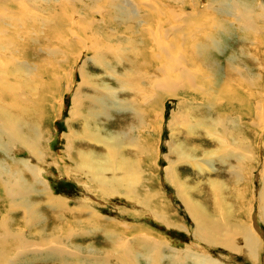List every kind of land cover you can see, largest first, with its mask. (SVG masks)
I'll return each mask as SVG.
<instances>
[{"label":"rangeland","instance_id":"374dc122","mask_svg":"<svg viewBox=\"0 0 264 264\" xmlns=\"http://www.w3.org/2000/svg\"><path fill=\"white\" fill-rule=\"evenodd\" d=\"M110 1L113 3L112 0ZM110 1L47 0L45 1L48 4L47 8L43 0H0V30L2 31L0 32V57L2 59H0L3 60V63L0 62V84H3L0 85L3 94H0V101L7 102L6 104L1 102L2 107L0 105V108L5 109L4 111L7 113L9 111L10 116L14 114L11 117L14 116L16 119V116H18L29 123L24 125L22 129V135L29 144H32V140L33 143L34 140L37 141L38 139L41 142H39L40 144L36 141L34 143L37 148L40 146L38 148L41 153L40 161L32 157L31 147L28 150L27 146L25 147V145L19 143L12 144L6 139L5 143L8 146L6 151L0 147V162L6 164L7 168L10 166L9 169L12 167V171H19L18 173H21L27 187L32 188L30 192L25 191L26 195L29 194V197L11 200L9 199L10 196L6 195L0 186V222L5 219L7 224L11 223L10 225L14 229L13 233L17 232L16 235H20L27 232V237L32 240L46 239L51 235L58 238L65 237L64 239L61 238L65 245V248L63 247L64 253H67L70 249L76 252L75 249L79 248L82 255L80 260L65 259L60 261L55 253L50 254L48 250L44 249L37 252H20L18 238L9 235L11 228L0 225V264H104V261H108L105 258L112 255L113 250L116 251V249H113L114 240L121 239L127 243V246L129 245L132 249L140 252V257L139 254L135 256L139 259L137 264H147L148 262L144 260L145 254L149 255L150 253L145 251L143 241H148L147 238L151 237L152 240H159L164 242L165 245L168 243L171 249L176 250L175 252H178L176 258L179 259V264H195L192 261H184L183 257L187 254L200 257L202 255L208 256L210 259H217L218 264H264V221L259 218L260 193L264 189L262 181L264 175V9H262L264 0H226L229 4H226L225 1L228 8L223 7L224 11L215 9L216 6L211 2L212 0H129L131 9L139 10L138 13L143 20L140 21V24H144V30H147L146 28H149V26H153L157 31L154 33L146 31L149 37L145 35V32L144 34L143 32H137L138 29L135 25L132 26V22L124 21L120 23L121 21L117 20L120 12L114 11L115 4L112 6ZM216 2L218 3V1ZM209 5L213 6L209 8ZM242 5H244V8L247 7L246 9L249 8L248 10H251L250 14L255 16L252 19L254 24L249 29L243 28L241 23L234 19L235 16L231 17L227 14L230 8L239 6L237 8L242 9ZM129 8L127 5L128 10ZM155 13L157 18H155ZM257 13L258 17L260 16L258 19L256 17ZM109 18L115 19L112 25ZM229 22L235 28L229 25ZM62 24H65L66 27ZM101 25L108 29L106 34L103 33V30L99 31ZM235 25H238V27ZM225 26L230 27L231 31H228V34L223 33ZM74 29L76 32L73 31ZM158 32L159 34L162 32L160 34L162 43L156 46V50L160 51L153 58L152 50L155 47L152 42L155 43V40L152 37L156 36ZM197 34L199 35L197 36ZM207 35L216 36V40L221 45L220 50H215L217 47L215 48L212 42L206 40ZM198 37L200 38L198 39ZM199 41L201 47L196 48V43L198 44ZM160 46L163 49L157 48ZM120 50L126 51L127 54L123 53L124 55L118 58ZM163 50H167L169 54H166V57L168 58V55H170L169 57L172 59L169 63L170 66L165 55L162 56L164 54ZM171 55L178 58L174 56L173 59ZM190 58L194 61L191 62ZM119 59H123V61ZM76 62L78 63L76 64ZM14 63L17 64L16 67H26L23 69H26L29 74H33V76L30 74V81H26L25 76H22L16 70V67L14 70V67H12ZM185 63L188 64L186 68L187 64ZM205 63L211 65L207 67ZM81 66H85L83 75L87 76L88 81H84V86L80 91L81 98L82 96L83 98L80 103L77 102L76 109L72 105V100L77 94L80 84L83 85V79L80 75ZM137 68L145 74L149 70L147 75H155L159 80H168L170 73L174 70L172 74H177L178 70L183 72L184 68L186 70L191 68L190 70L193 73L189 70L188 72L194 78L198 76V81L194 79V88L187 87L188 89L185 90L187 93L180 92L176 98L166 96L162 99V95H167V92L159 89L153 90L155 82L144 78V73L141 74ZM72 69H74V77H72ZM240 70L243 71V77L239 75ZM127 72H131L129 77H131L134 83L132 84L136 87L134 90L130 89L129 85H122L126 81ZM17 73L20 74L21 81ZM5 76L8 78H5ZM31 80L32 83L36 84L35 89L37 90L33 96V92L30 95L26 89L28 83L31 84ZM9 81L12 85L13 83L16 84L13 86L19 87L21 90L19 88L16 90V87H12ZM119 83H121V86ZM163 83L168 84L162 81L161 84ZM222 83L229 84L228 89L235 87L237 83L236 86L238 87L235 88L237 92L240 88L238 94L239 97H243L242 99L237 98L242 101L238 102L237 100L234 103L232 100H228L230 99L231 90L228 95L229 98L225 99L227 101L222 100L219 96V92L221 93L224 88V86L220 87ZM17 84L21 85L18 86ZM240 84L242 85L240 86ZM198 85L199 87H197ZM70 86L72 90L68 92ZM242 86L244 87L241 88ZM105 88H112L116 91L114 95L115 102L129 105V107H126L133 110L124 108L122 104V107L115 106L119 109L111 108L104 115H98L95 118L90 115L91 110H96V105L93 102L94 98L92 97H97L99 93L105 91ZM158 90L159 92H157ZM8 91H11L12 96L8 94ZM172 91H174L173 94L176 93L175 90ZM41 93L48 96L45 98L46 103L44 105V98ZM28 95L31 101L27 98ZM22 98H24L23 101H21ZM13 101L16 107H13ZM24 101L31 103L28 105L30 108L27 105L25 109L20 108ZM36 104L37 107H35ZM6 105L8 106L6 107ZM221 105H225V110L220 107ZM259 105L263 107H258ZM73 106L74 109H72ZM72 111L75 113L71 115ZM226 112L228 113L226 114ZM215 113L222 116V119L228 118V121L232 119L227 124L228 128H232V133L242 134L240 140H243V143H248L247 146L250 149H239H242L240 162L229 156V158H225L228 152L234 154L235 147L231 139L228 140L222 131L221 133L220 131L214 132L211 135L207 130L197 127L198 123L202 121L210 126L211 120L214 117H219ZM9 114L6 115L9 116ZM237 123L239 124L237 125ZM128 131L129 133L132 131L133 134L124 135ZM66 136L69 139L68 143ZM95 136L96 138L98 136L101 138L115 137L110 148L113 151L116 145L118 146L117 156L115 154L116 157H111L115 161H105L110 149L104 143L98 142ZM36 137L40 138L36 139ZM176 147H180L181 151L183 149L185 158L179 160ZM171 148L172 150H170ZM81 151L84 153L89 152V155L93 153L92 155L96 157L95 163L103 161L104 163H102L105 165L108 162L105 165V167L109 165L106 167L108 169L105 168V173L103 172L104 180L109 178L107 181H111V179L117 180L122 177V181L123 179L126 181V185L123 181L126 187H123V189L122 186L120 187L122 189V191H119L120 195H117V193L106 197L102 195L99 186L92 181L93 175L99 177L102 174L98 172V174H93L88 169L87 171H90V173L85 171L83 163L77 157ZM118 154L124 156L126 161H134V165L138 166L136 171L135 169L132 171L131 168L128 169V164L122 165L123 169L119 170L117 166L120 163L119 157L121 155ZM98 157L99 159H97ZM115 162L118 165H115ZM195 163L202 165L203 171L195 167ZM35 165L40 169L38 170L40 177L37 180L36 174L26 168V166L32 167ZM167 165H171L173 171H176V175L182 181L181 184L184 185L183 188L186 189L188 197L201 204L208 211V215L211 216V225L215 224L218 227L217 232L221 237H215V240L217 239L219 242L218 245H209L200 236L197 238V226L187 209L188 207L184 205L176 187L166 178ZM236 172L239 173V177ZM125 174L126 178H123ZM106 177L107 179H105ZM22 178L20 180H23ZM212 181H218L220 186L222 185L221 191H218L219 189L214 190L217 186L214 184L212 186ZM37 182H41V185ZM129 186L132 187L131 190L130 188L128 190ZM115 187L117 186L114 185L109 188L114 189ZM47 190L53 197L62 199V203L66 205L64 211H58L49 206L45 197ZM80 200H85L91 205L83 208V203ZM29 204L36 206L35 211L41 220L27 227L24 217L27 212L25 208ZM251 209H253L252 217L250 216ZM92 211L100 216L101 222L93 218ZM199 220L202 222L203 217ZM18 221H20V224H17ZM111 221H114V223H111ZM97 223L99 224L97 225ZM124 224H126V227L122 226ZM211 225H209L210 230L214 227ZM239 226H242L241 230L253 226L261 238V242L258 243V249L260 250L255 254V256L257 255L256 263L245 258L242 254L243 251L235 249L232 252L230 250L229 242H235L236 236L240 233ZM57 229L58 231H56ZM69 229L74 232L72 233ZM75 230L78 231L75 232ZM104 230H108L113 237L108 239ZM31 235H34V237ZM114 236H117L116 239ZM229 236L232 241L228 240ZM43 250L48 253H39ZM101 252L104 253L100 254ZM175 252L165 251L164 256L166 258L163 264H178L176 259L170 258L175 256ZM93 254L97 255L98 259H91L93 257L90 258V256ZM169 254L170 257H168ZM111 257L108 258L111 260L110 262L113 261L114 264H117L114 262L116 256Z\"/></svg>","mask_w":264,"mask_h":264},{"label":"bare ground","instance_id":"6f19581e","mask_svg":"<svg viewBox=\"0 0 264 264\" xmlns=\"http://www.w3.org/2000/svg\"><path fill=\"white\" fill-rule=\"evenodd\" d=\"M44 1V3H45V7H47L48 8V4H47V2H45V1H47V0H43ZM110 1V0H109ZM113 1V3H112V6L114 5V7H113V9H114V11H119L120 12V15L118 16V18H117V20L120 22V23H122V22H132L133 24H132V26L133 25H135L136 27H137V32H143V34H144V32L146 33L145 35L147 36V37H149V34H148V32H146V31H151V32H157L154 28H153V26H149V28L147 27L146 29L147 30H144L145 28H144V24H140V21L142 22L143 20H142V16L138 13L139 12V10L138 11H136V10H134V8H132L131 9V6H130V3H129V0L127 1L126 0V2H125V0H112ZM216 1H218V3L216 2ZM225 1L226 0H215V2H214V0H212L211 2L212 3H214L215 4V9H218L219 11L222 9L223 11L225 10V9H227L228 8V5L226 6L225 5ZM53 2H55V1H53ZM144 2V1H143ZM209 2V1H208ZM1 3V2H0ZM87 3V2H86ZM110 3V4H111ZM151 3V2H150ZM196 3V2H195ZM228 2L226 1V4H227ZM243 3V2H242ZM4 4H5V2H4ZM50 4H52V3H50ZM131 4H133V3H131ZM138 4V3H137ZM136 4V5H137ZM213 4V5H214ZM229 4V3H228ZM243 4H245V3H243ZM247 4V3H246ZM127 5L130 7L129 8V10L127 9ZM152 5V4H151ZM213 5H209V8L210 7H212ZM241 5V4H240ZM112 6H111V8H112ZM135 6V5H134ZM139 6V5H138ZM146 6V5H145ZM232 6V5H231ZM243 6V8L242 9H239V8H237V7H239V6H235V8L233 7V8H230L228 11H227V14H228V16H231V17H233V16H235V20H237L238 21V23H241V25L243 26V28H245V29H249L250 28V26L251 25H253L254 24V20H252V19H254L255 18V16H253L252 14H250V11L251 10H248V9H246V8H244V5H242ZM246 6V5H245ZM251 6V5H250ZM249 6V7H250ZM140 7V6H139ZM154 7H156V6H154ZM153 7V8H154ZM223 7H225V9L223 8ZM254 7V6H253ZM1 8V7H0ZM58 8V7H57ZM101 8V7H100ZM99 8V9H100ZM138 8V7H137ZM157 8V7H156ZM252 8V7H251ZM5 9V8H4ZM61 9V8H60ZM59 9V10H60ZM65 9V8H64ZM149 9H150V7H149ZM214 9V10H215ZM262 9H264V7L262 8ZM66 10V9H65ZM134 10V11H133ZM141 10V9H140ZM143 10H145V9H143ZM156 10V9H155ZM234 10V11H233ZM106 11V10H105ZM132 11V12H131ZM217 11V10H216ZM233 11V12H232ZM50 12H52V11H50ZM55 12V11H54ZM156 12V11H155ZM254 12H255V10H254ZM57 13H58V11H57ZM101 13V12H100ZM102 13H104V12H102ZM106 13V12H105ZM104 13V14H105ZM157 13V12H156ZM156 13H155V18H157L156 17ZM160 13V12H159ZM215 13V12H214ZM217 13V12H216ZM226 13V12H225ZM64 14V13H63ZM142 14V13H141ZM154 14V13H153ZM186 14V13H185ZM219 14H221V13H219ZM264 14V13H263ZM263 14H261V15H263ZM160 15V14H159ZM224 15V14H223ZM260 15V14H259ZM115 16V15H114ZM214 16V15H213ZM60 17V16H59ZM58 17V18H59ZM67 17V16H66ZM65 17V18H66ZM101 17V16H100ZM104 18H105V16H103ZM112 17V16H111ZM159 17V16H158ZM256 17H257V19L260 17H258V13H257V15H256ZM263 17V16H262ZM214 18V17H213ZM217 18V17H216ZM229 18V17H228ZM63 19V18H62ZM128 19H130V20H128ZM164 19V18H163ZM64 20V19H63ZM62 20V21H63ZM115 19H110L109 18V21H110V24L112 25V22L114 21ZM158 20H160V18H158ZM220 20V19H219ZM65 21H66V19H65ZM215 21V20H214ZM223 21V20H222ZM248 21H250V22H248ZM261 21V20H260ZM1 22V21H0ZM103 22V21H102ZM104 22H106V21H104ZM154 22V21H153ZM157 22V21H156ZM162 22V21H161ZM216 22V21H215ZM214 22V23H215ZM226 22V21H225ZM56 23H58V22H56ZM66 23V22H65ZM98 23V22H97ZM183 23V22H182ZM200 23V22H199ZM252 23V24H251ZM232 23H230L229 22V25H231ZM62 25H65V24H62ZM69 25V24H68ZM94 25H96V24H94ZM100 25V24H99ZM120 25V24H119ZM146 26L148 25V24H145ZM153 25V24H152ZM72 26V25H71ZM71 26H69V27H71ZM86 26V25H85ZM93 26V25H92ZM135 26H134V28H135ZM172 26V25H171ZM214 26H216V25H214ZM232 27H234V25H231ZM236 27H238V25H235ZM65 27H66V25H65ZM193 27V26H192ZM208 27V26H207ZM222 27V26H221ZM256 27V26H255ZM90 28V27H89ZM203 28H204V26H203ZM235 28V27H234ZM79 29V28H78ZM81 29V28H80ZM92 30H93V27L91 28ZM129 29V28H128ZM131 29V28H130ZM164 29V28H163ZM194 29V28H193ZM224 29H225V31L223 32V33H226V34H228V31H231L230 30V27L228 28V26H225L224 27ZM229 29V30H228ZM83 30V29H82ZM84 30H85V28H84ZM100 30H103V33L104 34H106L107 33V31H108V29H106L105 27H103L102 25L100 26V29H99V31ZM134 30V29H133ZM141 30V31H140ZM196 30V29H195ZM200 30V29H199ZM212 30V29H211ZM51 31H53V30H51ZM74 32H76L75 31V29L73 30ZM89 31V30H88ZM110 31V30H109ZM136 31V30H135ZM207 31V30H206ZM0 32H2L1 30H0ZM72 32V31H71ZM111 32V31H110ZM197 32V31H196ZM200 32V31H199ZM214 33H215V31H213ZM7 33V32H6ZM70 33V31L68 32V34ZM73 33V32H72ZM128 33V32H127ZM162 33V32H161ZM160 33V34H161ZM201 33V32H200ZM199 33V34H200ZM1 34V33H0ZM83 34V33H82ZM156 34V33H155ZM160 34H159V32L157 33V35L155 36H151L154 40H155V43L154 42H152L153 44H154V47H155V49H153L152 51H153V55L154 56H152L153 58L156 56V54H157V52L158 51H160V50H156V46L157 45H159V44H161L162 42H161V36H160ZM199 34H197V36L199 35ZM217 34V33H216ZM151 35V34H150ZM153 35V34H152ZM77 36V35H76ZM83 36H85L84 34H83ZM216 37V36H215ZM213 35H211V36H206L205 38H206V40L207 41H209V42H212V45H214V47L216 48L215 50H217V49H219L220 50V47H221V45H220V42L219 41H217L216 40V38H215ZM258 37V36H257ZM86 38V37H85ZM200 37H198V39H199ZM61 40V39H60ZM63 40V39H62ZM196 40V39H195ZM220 40H221V38H220ZM258 40V39H257ZM132 41V40H131ZM124 42V41H123ZM130 42V41H129ZM51 43V42H50ZM60 45V44H59ZM72 45V44H71ZM152 45V44H151ZM164 45V44H163ZM195 45V44H194ZM206 45V44H205ZM199 46H200V41H199V43L197 44L196 43V48L198 47L199 48ZM257 46V45H256ZM255 46V47H256ZM166 47H168V46H166ZM201 47V46H200ZM207 47V46H206ZM258 47V46H257ZM157 48H159V49H163V47H157ZM245 48V47H244ZM259 48V47H258ZM2 49V48H1ZM6 49V48H5ZM4 49V50H5ZM208 49V48H207ZM221 49H223V48H221ZM12 50V49H11ZM16 50V49H15ZM74 50V49H73ZM257 50V49H256ZM9 51V50H8ZM171 51V50H170ZM207 51V50H206ZM156 52V53H155ZM163 52H164V54H162V56L163 55H165V57H166V54H169L168 53V51L167 50H163ZM245 52V51H244ZM2 53V52H1ZM14 53H16V52H14ZM127 54L126 53V51H122V50H120V53H119V57L118 58H120V57H122V55H124V54ZM152 53V52H151ZM194 53V52H193ZM2 55V54H1ZM193 55V54H192ZM13 56V55H12ZM138 56V55H137ZM170 55H168V65H169V63L171 62V58L169 57ZM172 56V55H171ZM175 56V55H174ZM174 56H172V58L174 59ZM125 57H126V55H125ZM146 57V56H145ZM1 58V57H0ZM117 58V59H118ZM157 58V57H156ZM175 58H178V57H176L175 56ZM208 58V57H207ZM2 59V58H1ZM0 59V62L1 63H3V60H1ZM191 59V58H190ZM119 60H121V59H119ZM154 60V59H153ZM182 60V59H181ZM183 60H185L184 58H183ZM7 61H9V60H7ZM43 61V60H42ZM79 61V60H78ZM100 61V60H99ZM118 61V60H117ZM121 61H123V59L121 60ZM121 61H120V63H121ZM162 61V60H161ZM174 61H176V60H174ZM187 61V60H186ZM192 61H194V60H192L191 59V62ZM10 62V61H9ZM18 63H19V61H17ZM102 62H103V60H102ZM142 62V61H141ZM178 62V61H177ZM176 62V63H177ZM185 62V61H184ZM189 62V61H188ZM78 62H76V64H77ZM175 63V62H174ZM178 63H180V62H178ZM177 63V64H178ZM202 63V62H201ZM7 64V63H6ZM23 64V63H22ZM21 64V65H22ZM130 64H132V63H130ZM144 64H146V63H144ZM184 64V63H183ZM185 64H187V63H185ZM195 64V63H194ZM16 65L17 64H15L14 63V65L12 66V67H14V70H15V67H16ZM174 65V64H173ZM179 65H181V64H179ZM203 65V64H202ZM211 64H208V65H206V63H205V66H210ZM142 66V65H141ZM162 66V65H161ZM170 66V65H169ZM191 66V65H190ZM201 66V65H200ZM204 66V67H205ZM262 66V65H261ZM131 67H133V66H131ZM136 67V66H135ZM138 67V66H137ZM140 67V66H139ZM183 67H184V65H183ZM186 67H188V64H187V66H185V68ZM232 67V66H231ZM8 68V67H7ZM23 68H26V67H24V66H18V67H16V70L18 71V72H20L21 74H22V76H25V80L27 81V80H29L30 81V74H29V72L26 70V69H23ZM76 68V67H75ZM81 68H82V71H81V78L83 79V85H82V83L80 84V88L78 89V91L76 92L77 94L74 96V98H73V100H72V105H74L75 106V108L77 107V105H78V103H80V101H81V99L83 98V96H82V98H81V95H80V91H81V89L83 88V86H84V81H88V78H87V76H85V75H83V71H84V68H85V66H81ZM167 68V67H166ZM184 68V71L182 72L181 70H178L177 71V74H172V73H170V75H169V73H168V75L170 76H168L169 77V79L168 80H164V79H158L155 75H152V76H150V75H147L148 73H149V70H148V73L147 74H145L144 72H142V73H144L143 75H144V78H146V79H149V80H152V82L154 81L155 82V85H154V89L153 90H157V89H159L160 91L162 90V91H164V92H167V95H165V96H163L162 95V99L163 98H165L166 96H168V97H170V98H176L177 97V95H179V93L180 92H184V93H187V91H185L186 89H188V88H194V86H193V81H194V79L195 80H197L198 81V76H197V78L195 77H193V75H191L189 72L191 71L190 69H188L189 70V72H188V70H186ZM193 68V67H192ZM199 68V67H198ZM201 68H202V66H201ZM105 69V68H104ZM138 69V68H137ZM159 69V68H158ZM175 69V68H174ZM194 69H195V67H194ZM194 69H192V70H194ZM197 69V68H196ZM233 69H238V68H233ZM32 70V69H31ZM73 70L74 69H72V77H74V72H73ZM81 70V69H80ZM108 70V69H107ZM134 70V69H133ZM136 70V69H135ZM139 70V69H138ZM137 70V71H138ZM164 70V69H163ZM199 70V69H198ZM206 70H208V69H206ZM43 71V70H42ZM130 71V70H129ZM136 71V72H137ZM140 71V70H139ZM157 71V70H156ZM209 71H210V69H209ZM236 71V70H235ZM32 72V71H31ZM79 72V71H78ZM133 72V71H132ZM159 72V71H158ZM163 72V71H162ZM161 72V73H162ZM169 72V71H168ZM170 72H171V69H170ZM192 73H193V71H191ZM195 73H197L196 71H194ZM243 71H241L240 70V73H239V75H244L243 73H242ZM135 73V72H134ZM139 73V72H138ZM138 73H137V75H138ZM140 73H141V71H140ZM141 73V74H142ZM200 73V72H199ZM198 73V74H199ZM236 73H237V71H236ZM9 74H11V73H9ZM16 74V73H15ZM17 74H19V73H17ZM29 74V75H28ZM42 74V73H41ZM45 74V73H44ZM126 74V73H125ZM130 74H131V72H127V76L125 77L126 79V81H124V84L122 83V85L123 86H127V85H129L130 87V89H135L136 87H134V83L132 82V79H131V77H129L130 76ZM133 74V73H132ZM6 75V74H5ZM32 76H33V74H31ZM124 75V74H123ZM164 75V74H163ZM237 76H238V74H236ZM15 76V75H14ZM13 76V77H14ZM19 76V79H20V74L18 75ZM46 76V75H45ZM50 76V75H49ZM48 76V77H49ZM83 76V77H82ZM134 76V75H133ZM167 76V75H166ZM258 76V75H257ZM11 77V76H10ZM51 77V76H50ZM122 77H124V76H122ZM137 77V76H136ZM151 77H152V79H151ZM163 77V76H162ZM201 77H202V74H201ZM212 77V76H211ZM243 77V76H242ZM255 77V76H254ZM5 78H8V77H6L5 76ZM4 78V79H5ZM15 78V77H14ZM21 78H23V77H21ZM118 78V77H117ZM139 78V77H138ZM203 78V77H202ZM219 78V77H218ZM249 78V77H248ZM258 78V77H257ZM256 78V79H257ZM259 78H260V76H259ZM4 79H3V81H4ZM18 79V78H17ZM16 79V80H17ZM24 79V78H23ZM123 79V78H122ZM154 79V80H153ZM252 79V78H251ZM261 79V78H260ZM15 80V79H14ZM15 80V81H16ZM118 80H119V78H118ZM120 80H121V77H120ZM262 80V79H261ZM17 81H19V80H17ZM20 81H21V79H20ZM23 81V80H22ZM122 81V80H121ZM157 81V82H156ZM162 81H164V82H167L168 84L166 85L165 83H163V84H161L162 83ZM201 81V80H200ZM237 81V80H236ZM6 82H7V80H6ZM36 82V81H35ZM54 82V81H53ZM73 82V81H72ZM149 82V81H148ZM262 82V81H261ZM3 83V82H2ZM9 83H10V81H9ZM17 83V82H16ZM25 83V82H24ZM121 83H119V85L121 84ZM133 83V84H132ZM215 83H217V82H215ZM229 83H231V82H229ZM260 83V82H259ZM258 83V84H259ZM11 84V86L12 87H16V86H13V85H16V84H14L13 83V85H12V83H10ZM33 84V85H32ZM90 84H92V83H90ZM199 84V83H198ZM263 84V83H262ZM1 86L3 85V84H0ZM6 85V84H5ZM4 85V86H5ZM8 85V84H7ZM18 85V84H17ZM19 85H21V84H19ZM18 85V86H19ZM32 85V86H31ZM45 85V84H44ZM101 85V84H100ZM133 85V86H132ZM153 85V84H152ZM196 85H197V83H196ZM200 85V84H199ZM199 85L197 86V87H199ZM237 85V83L235 84V87H238V86H236ZM242 84H240V86H241ZM264 85V84H263ZM10 86V85H9ZM25 86V85H24ZM121 86V85H120ZM201 86V85H200ZM218 86H219V84H218ZM222 86H224V88L222 89V92L220 93L219 92V96H220V98L222 99V100H224L225 101V99H228L229 97H230V99H228V100H232L233 102L234 101H237L238 100V98H241V97H239V94H238V92H239V89H238V92H237V90H236V88L235 87H231L230 89H228L229 88V84H224V83H222L221 84V86L220 87H222ZM27 88V92L28 93H30V95H31V92H33L32 93V96H33V94L35 93V91H37L35 88H36V84H34V83H32V80H31V84L30 83H28V86H26ZM103 87V86H102ZM188 87V88H187ZM202 87V86H201ZM208 87V86H207ZM213 87V86H212ZM244 86H242L241 88H243ZM246 87V86H245ZM17 88H19V87H16V90H17ZM39 88V87H38ZM205 88V87H204ZM233 88H235V89H233ZM3 89V88H2ZM20 89V88H19ZM19 89H18V91H19ZM126 89H127V87H126ZM196 89V88H195ZM199 89V88H198ZM221 89V88H220ZM6 90V89H5ZM4 90V91H5ZM21 90V89H20ZM71 90H72V87L70 86V88H69V91L68 92H71ZM105 91L104 92H101V93H99L98 94V96L97 97H92V98H94V100H93V102L95 103V105H96V110H91L90 112H89V114L90 115H93V117L95 118V116H97L98 117V115H104V114H106V113H108V110L109 109H111V108H114L115 106H118V107H122V104H123V106H124V108H128L129 107V105H125L124 103H121L120 104V102H119V104L117 103L118 101H114V98H115V94H116V91L115 90H112V88H108V89H104ZM122 90V89H121ZM159 90L157 91V92H159ZM172 90H175V94H173L172 92H174V91H172ZM197 90V89H196ZM230 90H231V92H230ZM250 90V89H249ZM3 91V90H2ZM7 91V90H6ZM99 91V90H98ZM198 91V90H197ZM208 91V90H207ZM241 91H242V89H241ZM245 91V90H244ZM260 91H261V89H260ZM11 92V91H10ZM10 92L8 91V94H10ZM14 92V91H13ZM16 92V91H15ZM21 92V91H20ZM24 93H25V91H23ZM100 92V91H99ZM192 92V91H191ZM229 92H230V96L228 97V95H229ZM4 93V92H3ZM18 93V92H17ZM16 93V94H17ZM118 93V92H117ZM0 94H2V92H1V89H0ZM5 94H7L6 92H5ZM7 94V95H8ZM22 94V93H21ZM97 94V93H96ZM173 94V95H172ZM197 94V93H196ZM253 95L255 94V93H252ZM261 94V93H260ZM3 95V94H2ZM11 96H12V94H10ZM18 95V94H17ZM41 95H43V98H44V100H43V105L46 103V100H45V98L46 97H48L46 94H42L41 93ZM200 95V94H199ZM211 95V94H210ZM209 95V96H210ZM213 95V94H212ZM248 95V94H247ZM253 95H251V96H253ZM20 96V95H19ZM155 96H158V95H155ZM218 96V95H217ZM218 96V97H219ZM21 97V96H20ZM23 97V96H22ZM30 98V96L28 95L27 96V98ZM52 97V96H51ZM159 97V96H158ZM238 97V98H237ZM256 97V96H255ZM260 97V96H259ZM14 98H15V96H14ZM28 98V99H29ZM161 98V97H160ZM204 98V97H203ZM243 98V97H242ZM241 98V99H242ZM249 98H250V96H249ZM16 99H18V98H16ZM217 99V98H216ZM252 99H253V97H252ZM2 100V99H1ZM11 100V99H10ZM24 100V98H22L21 99V101H23ZM26 100V99H25ZM30 100V99H29ZM36 100H37V98H36ZM42 100V99H41ZM116 100V99H115ZM215 100V99H214ZM17 101V100H16ZM19 101V100H18ZM31 101V100H30ZM29 101V102H30ZM227 101V100H226ZM225 101V102H226ZM240 101H242V100H240ZM239 100H238V102H240ZM247 101V100H246ZM1 102H3V100L2 101H0V103ZM78 102V103H77ZM92 102V101H91ZM124 102H126V101H124ZM213 102V101H212ZM211 102V103H212ZM217 102V101H216ZM4 103V102H3ZM7 103V102H6ZM6 103H4V104H6ZM13 103H14V101H13ZM35 103V102H34ZM93 103V104H94ZM111 104V106H110V104ZM130 103V102H129ZM218 103V102H217ZM224 103V102H223ZM235 103V102H234ZM233 103V104H234ZM25 104V105H24ZM29 104H31V103H28V101H24L22 104H21V109H25V108H27L26 107V105L28 106ZM33 104V103H32ZM41 104V103H40ZM48 104V103H47ZM127 104H128V101H127ZM240 104V103H239ZM1 105V104H0ZM8 105H9V103H8ZM8 105H6V107L8 106ZM14 105V106H13ZM13 105H11V106H13V107H16L15 106V103L13 104ZM17 105H18V102H17ZM20 105V104H19ZM226 105V104H225ZM224 105V106H225ZM237 105V104H236ZM5 106V105H4ZM32 106V105H31ZM42 106V105H41ZM74 106L72 107V109H74ZM126 106H128V107H126ZM182 106V105H181ZM180 106V107H181ZM223 105H221L220 107L221 108H224V110H225V107H224ZM264 106V105H263ZM263 106H258V107H263ZM1 107H2V105H1ZM18 107V106H17ZM29 107V106H28ZM33 107H34V105H33ZM35 107H37V104L35 105ZM34 107V108H35ZM118 107H115V109L116 108H118ZM207 107V106H206ZM232 107V106H231ZM237 107V106H236ZM256 107V106H255ZM11 107L9 106V109H10ZM30 108V107H29ZM82 108V107H81ZM80 108V109H81ZM235 108V107H234ZM234 108H233V110H234ZM4 109V108H3ZM13 109V108H12ZM15 109V108H14ZM33 109V108H32ZM62 109V108H61ZM77 109V108H76ZM119 109V108H118ZM128 109H132V108H128ZM236 109V108H235ZM5 110V109H4ZM4 110H2V108H0V147H1V149H5V151H6V147H8L7 146V144L5 143V139L6 140H8L10 143L12 142V144H14V143H19V144H22V145H25V147L27 146V148H28V150L30 149V147H31V152H32V157L34 158V159H36L37 161H40L41 160V156H40V151H39V147L37 148V145H35L34 143H35V141L36 140H34V143H33V140H32V144H29V142L28 141H26L25 140V137H23V135H22V129H23V127H24V125H28L29 123L28 122H25L24 121V119L23 118H20V117H18V116H16V119L14 118V116L13 117H11L12 115H14V114H12L11 116H10V112L8 111V113L7 112H5ZM7 110H8V108H7ZM133 110V109H132ZM218 110H221V109H218ZM217 110V111H218ZM228 110H229V108H228ZM227 110V111H228ZM231 110V109H230ZM233 110H232V113H233ZM11 111V110H10ZM20 112V111H19ZM23 112V111H22ZM17 113V112H16ZM15 113V114H16ZM73 113H75L74 111H72V113H71V115L73 114ZM191 113V112H190ZM228 112H226V114H227ZM6 114H9V116L8 115H6ZM23 114V113H22ZM21 114V115H22ZM26 114V113H25ZM27 114H28V112H27ZM179 114V113H178ZM185 114V113H184ZM17 115H20V114H17ZM215 115H218L219 116V114H216L215 113ZM229 115V114H228ZM3 116V117H2ZM18 117V118H17ZM22 117V116H21ZM84 117V116H83ZM90 117V116H89ZM92 117V118H93ZM188 117V116H187ZM222 116H219V117H214V119H212L211 120V125L210 126H207V124H205V122L204 121H202V122H200V123H198V125H197V127H200V128H203L204 130H207V132H210V134L212 135V133L214 134V132H217V131H220V133H221V131H222V133H223V135H225V136H227V139L229 140V139H231V142H232V144L234 145V147H235V149H234V154L232 153V152H228L227 151V149H226V154H227V152H228V154L225 156V158H227L228 156L229 157H232V159L233 158H235V160H237L238 162H240V159H242V158H240V155H241V150H239L240 148H244L243 150H245V149H248L249 148V146H247V144L246 143H243L241 140H240V138L242 137V134H237V133H232L231 132V130H232V128L230 129V128H228V126H227V124L230 122V120H232V119H229V121H228V118L227 119H222L221 118ZM189 118V117H188ZM226 118V117H225ZM28 119V118H27ZM97 119V118H96ZM185 119V118H184ZM236 119V118H235ZM196 120V119H195ZM29 121V120H28ZM25 122V123H24ZM30 122V121H29ZM234 122V121H233ZM187 123V122H186ZM41 124V123H40ZM239 123H237V125H238ZM88 125V124H87ZM180 125V124H179ZM209 125V124H208ZM207 126V127H206ZM233 126V125H232ZM29 127V126H28ZM193 131V130H192ZM126 132V131H125ZM237 132V131H236ZM24 133V132H23ZM95 134V133H94ZM129 135V134H133L132 133V131L129 133V131H128V133H125L124 135ZM235 134H237V135H235ZM86 135V134H85ZM97 135H98V133H97ZM196 135V134H195ZM215 135H216V133H215ZM26 136V135H25ZM38 136V135H37ZM81 136V135H80ZM88 136V135H87ZM99 136H101V135H99ZM97 137L96 138V136H95V138H96V140L98 141V142H102V143H104L105 145H107L108 146V148L110 149L111 148V146L113 145L112 144V142L115 140V137H113V138H101V137ZM214 136V135H213ZM234 136V137H233ZM84 137H86V136H84ZM105 137V136H104ZM215 137V136H214ZM37 138H40V137H36V139ZM71 138V137H70ZM90 138H91V135H90ZM131 138H132V136H131ZM27 139V138H26ZM73 139V138H72ZM126 139V138H125ZM133 139H135L134 137H133ZM216 139V138H215ZM242 139V138H241ZM27 140H29V139H27ZM41 140V139H40ZM122 140V139H121ZM217 140V139H216ZM245 140V139H244ZM66 141H67V143L69 142V139H68V136H66ZM73 141V140H72ZM117 141V140H116ZM123 141V140H122ZM212 141H214V140H212ZM28 142V143H27ZM37 143H39L40 141H39V139L36 141ZM94 142H95V140H94ZM226 142H227V140H226ZM230 142V143H231ZM248 142V141H247ZM31 143V142H30ZM41 143V142H40ZM39 143V144H40ZM127 143H128V141H127ZM220 143V142H219ZM116 144H118V143H116ZM171 144H172V141H171ZM10 145V144H9ZM71 145V144H70ZM170 145V144H169ZM227 145H229L228 143H227ZM240 145V146H239ZM120 146V145H119ZM169 147V146H168ZM171 147V146H170ZM224 148H225V146H223ZM70 149V148H69ZM250 149V148H249ZM10 150V149H9ZM73 150V149H72ZM118 150V146L116 145V148H115V150H113L112 151V149H110V152H108L109 153V155H107V159H109V160H105V161H111L112 160V162L113 161H115V159H112V158H114V157H116L117 156V154H116V151ZM170 150H172V148L170 149ZM182 151H183V149H182ZM181 151V148L180 147H176V153H178V156H179V160H181V158H185V155H184V151L182 152ZM223 151H224V149H223ZM31 152H29V153H31ZM74 152H77V151H74ZM173 152V151H172ZM221 152V151H220ZM89 153V152H88ZM87 152L86 153H84V152H79L78 153V155H77V157L79 158V160L83 163L82 165L85 167V171H87V169L88 170H90V171H92L93 172V174H96L97 172L98 173H101L102 174V176L100 175L99 177H97V176H95V175H93L92 177V181L93 182H95L96 184H97V186H99V189H101V192H102V195H104L105 197L106 196H110V194H115V193H117V195L119 194L120 195V192L119 191H122V189H123V187H126L125 185V182L126 181H124V179H123V181H124V184H123V181H122V177H119V178H121V179H117V180H112L111 179V181H107L108 179H107V177L105 178V179H107V180H104V175H103V172H104V170H106V169H108V168H106V167H108V166H106L105 167V165L106 164H108V162H106L105 163V165L102 163V162H100V163H98V162H96L95 163V155H89ZM244 153V152H243ZM96 154V153H95ZM115 154H116V156H115ZM209 154V153H208ZM229 154H231V155H229ZM247 154V153H246ZM112 155V156H111ZM118 155H121V154H118ZM210 155V154H209ZM253 155V154H252ZM122 156V155H121ZM119 157L120 158V163H116L115 165H118L117 167H119V170L121 169H123V167H122V165H126V164H128L129 166H128V169L129 168H131V171L133 170V169H135V171H136V168L138 167V166H135L134 165V161L132 162V160H127L126 161V158L124 157V156H122V157ZM246 156V155H245ZM244 156V157H245ZM250 156V155H249ZM112 157V158H111ZM208 157V156H207ZM228 157V158H229ZM253 157V156H252ZM105 158V157H104ZM167 158H168V155H167ZM209 158V157H208ZM215 158V157H214ZM249 158V157H248ZM251 158V157H250ZM97 159H99V157L97 158ZM128 159V158H127ZM190 159H191V157H190ZM195 159V158H194ZM194 159H192V160H194ZM224 159V158H223ZM246 159V158H245ZM249 162H250V160H248ZM80 162V163H81ZM252 162V161H251ZM256 162V161H255ZM27 163V162H26ZM45 163V162H44ZM75 163V162H74ZM192 163H193V161H192ZM237 163V162H236ZM25 164V163H24ZM114 164V163H113ZM169 164V163H168ZM202 164V163H201ZM241 164V163H240ZM239 164V165H240ZM26 165V164H25ZM77 165V164H76ZM81 165V166H82ZM111 165H112V163H111ZM196 165V166H195ZM195 167H197L198 169H200V170H202L203 171V168H202V165H200V164H197V163H195ZM192 166H193V164H192ZM8 167V166H7ZM6 167V164H4V163H2V162H0V186L3 188V190H4V193L6 194V195H8V196H10L9 197V199H11V200H15V199H19L20 197H27L28 195H26L27 193L25 192V191H31V189L32 188H30V187H27V185H26V182L24 181V179L21 177V173H18L19 171H12V167H11V169H9L10 168V166H9V168H7ZM114 167V166H113ZM240 167V166H239ZM244 167V166H243ZM26 168H28L29 170H32L33 172H34V174H36V180H37V178L38 177H40L39 176V171L38 170H40V169H38L37 167H36V165L35 166H30V167H28V166H26ZM106 168V169H105ZM124 168H125V166H124ZM173 167L171 166V165H167L166 166V172H165V174H166V178L168 179V180H170V182H171V184L172 185H174L175 187H176V189H177V191L179 192V194H180V197L182 198V200H183V203H184V205H186V207H188L187 209H188V211H189V213L191 214V216H192V219L195 221V223H196V226H197V232H196V236H197V238L200 236V238H202V240L205 242V243H208L209 245H218L219 244V242L217 241V239L215 240V237L217 236V237H220V235L218 234V232H217V229H218V227L217 226H215V224L214 225H211V222H210V215H208V211L206 210V208L205 207H203L201 204H198V203H196V202H194L192 199H190L189 197H188V194H186L187 193V191H186V189L185 188H183V186L184 185H182L181 184V180L177 177V175H176V171H173V169H172ZM233 168V167H232ZM237 168V167H236ZM235 168V169H236ZM79 169V168H78ZM78 169H76V170H78ZM84 169V168H83ZM111 169V168H110ZM117 169V168H116ZM115 169V170H116ZM79 170H81V169H79ZM124 170H126V169H124ZM239 170V169H238ZM240 170H241V168H240ZM243 170V169H242ZM254 170V169H253ZM90 171H87V172H89L90 173ZM113 171V170H112ZM126 171H128V170H126ZM257 171V170H256ZM80 172V171H79ZM111 172V171H110ZM82 173V172H81ZM97 173V174H98ZM105 173V172H104ZM113 173H115V172H113ZM112 173V174H113ZM127 174V173H126ZM126 174H125V177H123V178H126ZM130 174H133V173H130ZM236 174H237V176L239 177V173L238 172H236ZM241 175V174H240ZM253 175V174H252ZM128 177V176H127ZM20 178H22L23 180H20ZM102 178V179H101ZM252 178H253V176H252ZM115 179V178H114ZM126 180V179H125ZM180 181V182H179ZM189 181V180H188ZM262 181H263V183H264V175H263V177H262ZM36 182V181H35ZM115 182H117L116 184H115ZM169 182V181H168ZM38 183V182H37ZM38 184H40L41 185V182L40 183H38ZM186 184V183H185ZM211 184H212V186H213V184L214 185H216L217 187L214 189V190H218V191H221L220 190V188H221V186H220V184L218 183V181H212L211 182ZM44 185V184H43ZM117 186V187H115L114 189H111V188H109V187H113V186ZM130 185V184H129ZM122 186V189L120 188ZM263 187H264V185H263ZM1 188V189H2ZM21 188H23L22 189V191H21ZM29 188V189H28ZM129 188H130V190H131V188L132 187H128V190H129ZM125 189V188H124ZM193 190V189H192ZM125 191V190H124ZM127 191V190H126ZM33 192V191H32ZM110 192H112V193H110ZM35 194V193H34ZM45 194H46V196H45ZM44 194V196L47 198V203L49 204V206L50 207H52V208H54L55 210L57 209L58 211H60V210H63L64 211V206L66 207V205L64 204V203H62V199L61 198H58V197H53L52 195H50V193L48 192V190H47V192ZM32 196V195H31ZM259 196V195H258ZM29 197V196H28ZM105 197H103V198H105ZM153 197V196H152ZM260 198H261V200H259V202H260V217L259 218H261L262 219V221H264V189L261 191V193H260ZM21 199V198H20ZM10 200V201H11ZM82 203H83V208H85L84 206H86V207H89L91 204H89L88 202H86L85 200H80ZM39 205V204H38ZM82 205V204H81ZM18 206V205H17ZM16 206V207H17ZM14 207V206H13ZM39 207V206H38ZM79 208V207H78ZM20 209V208H19ZM25 209H27V210H25V211H27L26 213H25V223H26V225H27V227H29L30 225H34V224H36V223H38V222H40V220H41V218H40V216L37 214V212L35 211L36 210V206H32V205H28ZM68 209V208H67ZM88 209V208H87ZM90 209V208H89ZM80 210V209H79ZM82 210V209H81ZM84 210V209H83ZM84 212V211H83ZM85 212H86V210H85ZM126 212V211H125ZM92 213V216H93V218L95 219V220H97L98 222H101L102 220H101V218H100V216H98V214L95 212V211H92L91 212ZM228 213V212H227ZM253 213V209H251V213H250V216L252 217V214ZM84 214V213H83ZM66 215V214H65ZM153 215V214H152ZM56 216V215H55ZM67 216V215H66ZM91 216V215H90ZM203 217V220H202V222L199 220V218H202ZM60 218V217H59ZM58 218V219H59ZM78 218V217H77ZM92 218V219H93ZM4 219V218H3ZM89 219H91V218H89ZM93 219V220H94ZM8 220H10V219H8ZM94 220V221H95ZM23 221V220H22ZM17 222V221H16ZM84 222H86V221H84ZM84 222H83V224H84ZM92 222V221H91ZM96 222V221H95ZM168 222V221H167ZM24 223V224H25ZM87 223V222H86ZM111 223H114V221H111ZM264 223V222H263ZM11 223H9V224H7V222L5 221V219L2 221V222H0V225L1 226H3V227H6V228H11V230L9 231V235L10 236H14L15 238H18V240H19V242H20V252L22 251L23 253H28V252H37L38 250H42V249H44V250H48V252L50 253V254H54L55 253V256L57 255L58 257V259L60 260V261H64L65 259H72V260H80V258H82V255H81V252H80V250H79V248H76L75 250H76V252H74V250L72 251V249H70V250H68L67 251V253H64V251H63V247L65 248V245H64V242L62 241V239H64L65 237H60V238H58L57 236H53L52 237V235L49 237V238H46V239H39V240H32L30 237H27V235H28V233L27 232H24L23 234H18V235H16L17 234V232H14L13 233V227H11V225H10ZM17 224H20V221H18V223ZM99 223H97V225H98ZM168 224H170L169 222H168ZM167 224V226H169ZM10 225V226H9ZM26 225H25V227H26ZM61 225V224H60ZM209 225H211V226H214V227H212L211 228V230L209 229ZM222 225V224H221ZM84 226V225H83ZM83 226H81V227H83ZM93 226H94V224H93ZM118 226V225H117ZM122 226H125L126 227V224H124V225H122ZM96 227H98V226H96ZM217 227V228H216ZM91 228V227H90ZM89 228V229H90ZM93 228V227H92ZM133 228H134V226H133ZM239 228H240V233L236 236V240H235V242L233 241V242H229L230 243V250L232 251V252H234L233 250H235V249H238V250H240V251H243V255L245 256V258H248L249 260H252V261H257V255L255 256V254L258 252V250H260V249H258V243L259 242H261V238H260V236H259V234L254 230V228H253V226L251 227V226H249L248 227V229H244V230H241V228H242V226H239ZM244 228V227H243ZM8 229V230H9ZM56 229V228H55ZM61 229V228H60ZM76 229V228H75ZM98 229V228H97ZM70 230V229H69ZM68 230V231H69ZM82 230H84V229H82ZM247 230V231H246ZM21 231H24V230H21ZM56 231H58V229L56 230ZM62 231H63V229H62ZM72 233L74 232L73 230H70ZM78 231V230H77ZM76 230H75V232H77ZM80 231V230H79ZM93 231H95V230H93ZM106 231V232H105ZM244 231V232H243ZM40 232V231H39ZM88 232V231H87ZM86 232V233H87ZM104 232L107 234V237H108V239L109 238H112L113 236H112V234L108 231V230H104ZM43 233V232H42ZM41 233V234H42ZM58 233V232H57ZM61 233H63V232H61ZM68 233V232H67ZM71 233V234H72ZM91 233V232H90ZM66 234V233H65ZM85 234V233H84ZM83 234V235H84ZM229 234H230V232H229ZM43 235V234H42ZM67 235V234H66ZM65 235V236H66ZM73 235V234H72ZM87 235V234H86ZM31 236H33L34 237V235H31ZM44 236H46L45 234H44ZM59 236V235H58ZM82 236V235H81ZM88 236V235H87ZM231 236V235H230ZM229 236V239L228 240H231L232 238ZM115 237V239H116V237L117 236H114ZM146 237V236H145ZM148 237V236H147ZM62 238V239H61ZM75 238V237H74ZM152 238V237H151ZM151 238H147V240L148 241H143V245H144V248H145V251H147V252H149L150 254L148 255V254H145L146 256H145V258H144V260L146 261V262H148L147 264H163V261H164V259L166 258V256H164V252L166 251V252H170V251H172V253L173 252H175L176 250H174L173 248L171 249L168 245V243H167V245H165V243L164 242H161V241H159V240H152ZM221 238V237H220ZM61 241H60V240ZM240 239V240H239ZM68 240V239H67ZM66 240V241H67ZM123 239H121V240H118V241H116V240H114V245H113V249H116V251H114L113 250V254L112 255H108V258H110L111 256L113 257V256H116V260L114 261V262H116L117 264H137V262H138V260L139 259H137L135 256H137L138 254H139V257L141 256V254H140V252H138L137 250H134V249H132L131 247H129V245L127 246L126 244V242H124V241H122ZM36 241V242H35ZM232 241V240H231ZM35 244H33V243ZM71 242V241H70ZM138 242H139V240H138ZM141 242V241H140ZM227 242V241H226ZM66 243V242H65ZM204 243V244H205ZM224 243H225V241H224ZM142 244V243H141ZM123 245V246H122ZM225 245H227V244H225ZM67 247V246H66ZM143 248V247H142ZM41 251V252H39V253H45V251ZM94 251V250H93ZM139 251H141V250H139ZM189 251H191V250H189ZM48 252H46V253H48ZM96 252H98V251H96ZM95 252V253H96ZM107 252V251H106ZM188 252V251H187ZM45 253V254H46ZM90 253V252H89ZM104 252H101L100 254H103ZM109 253V252H108ZM111 253H112V251H111ZM146 253V252H145ZM178 252H175V256H171L170 257V254H169V256L168 257H170V258H172V259H176V261L178 262V264L180 263L179 262V259H177L176 257L178 256V255H176ZM44 254V255H45ZM99 254V253H98ZM196 254V253H195ZM43 255V254H42ZM148 255V256H147ZM254 255V257L252 258V256ZM53 256V255H52ZM97 255H95V254H93V255H91L90 256V258L91 257H93V258H91V259H94V258H96V259H98V256L96 257ZM143 256V255H142ZM21 257V256H20ZM70 257V258H69ZM111 257V258H112ZM107 257L105 258L106 260H108L107 262L106 261H104L103 263L104 264H112L113 263V261H112V263L110 262L111 260L110 259H108ZM87 259H89V257H87ZM114 259V258H113ZM183 259H184V261H192L193 263H195V264H218V262L216 261V260H213V259H210V257H208V256H204V255H202V257H200V256H195V255H184V257H183ZM169 262H171V261H169ZM220 262V261H219ZM223 262V261H222ZM90 263V262H89ZM174 263V262H173ZM256 263V262H255ZM88 264V263H87ZM92 264H94V263H92ZM114 264V263H113Z\"/></svg>","mask_w":264,"mask_h":264}]
</instances>
